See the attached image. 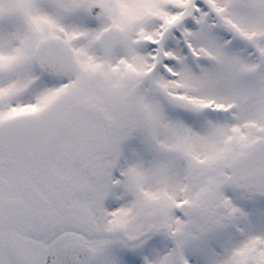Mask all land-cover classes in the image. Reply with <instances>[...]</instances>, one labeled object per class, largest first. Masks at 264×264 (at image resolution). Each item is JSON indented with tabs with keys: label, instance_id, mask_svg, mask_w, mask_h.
Returning <instances> with one entry per match:
<instances>
[{
	"label": "snow or ice",
	"instance_id": "1",
	"mask_svg": "<svg viewBox=\"0 0 264 264\" xmlns=\"http://www.w3.org/2000/svg\"><path fill=\"white\" fill-rule=\"evenodd\" d=\"M0 264H264V0H0Z\"/></svg>",
	"mask_w": 264,
	"mask_h": 264
}]
</instances>
